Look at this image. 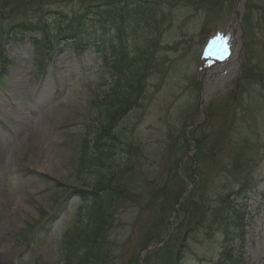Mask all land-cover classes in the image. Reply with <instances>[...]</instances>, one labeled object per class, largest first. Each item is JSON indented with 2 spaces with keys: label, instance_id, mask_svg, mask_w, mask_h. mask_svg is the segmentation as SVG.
<instances>
[{
  "label": "rangeland",
  "instance_id": "374dc122",
  "mask_svg": "<svg viewBox=\"0 0 264 264\" xmlns=\"http://www.w3.org/2000/svg\"><path fill=\"white\" fill-rule=\"evenodd\" d=\"M241 1L0 0V264H264V0ZM233 33L204 97L200 52ZM114 88L134 108L102 134Z\"/></svg>",
  "mask_w": 264,
  "mask_h": 264
},
{
  "label": "trees",
  "instance_id": "16d2710c",
  "mask_svg": "<svg viewBox=\"0 0 264 264\" xmlns=\"http://www.w3.org/2000/svg\"><path fill=\"white\" fill-rule=\"evenodd\" d=\"M22 27H24V26L22 25ZM125 84L127 86L126 88L129 89L127 79L125 81ZM113 91L114 92H113L112 96H110V101L109 102L106 101V103H107V106L105 107L106 124H105V127L102 126V128H103V131H101L102 134H105V133L108 134V130L110 131L109 135L113 134L112 130L114 129V126L116 127V123H117L116 119L118 118L117 113L120 110L122 113V112H124L123 110L126 109V111L123 113V114H126L127 112L130 111V109L134 108L133 105L135 103H133V100H135L136 97L133 98V100H132L130 98H132L133 96L131 97L128 93V99L125 103L123 101L122 96H121V92L119 93V91H117L115 88L113 89ZM123 94H126V93L123 92ZM112 97H114L115 100H113V102L111 104ZM123 114H120L119 117L121 118L123 116ZM107 121H108V123H107ZM97 142H98V144L95 145V149L97 151L95 150L93 153L95 155H97V157L99 156L100 160H101V157H103L102 154L106 150V148L104 146V142L102 139L97 140ZM97 145H99V146L97 147ZM127 165H128V163H127ZM109 166L110 167L107 168L105 172L103 171L100 174L99 177H102V178L98 179V182L96 184V190L94 191V193H96V195H100V196L105 195L106 197L109 196V201H110L109 206H105L103 211L107 213V211H105V209L108 210V214L111 215V219L108 217V214H107V216H106L107 220L104 221V223L102 221H98V224H101L99 227L103 226V229H106V230H109L112 228V225L114 223L115 214L119 210L120 202L123 201L124 197L126 196L125 187L127 185V182L129 181L127 174H128V172H130L129 169L131 168L130 165H128V167L126 166L125 168L118 167V165H116V164L115 165H109ZM99 167L100 166H98V168ZM103 177H104V180H103ZM96 198H97V196H96ZM107 234H108V232H107ZM70 236H71L70 234H67V236L65 237L66 240L63 243V249L64 250H66L65 247L72 246V245H69V242H68L69 239L71 238ZM145 242L148 243V240H146ZM108 248H110V245L106 244L104 249L107 250ZM107 254H108V251L106 252L105 255H107ZM100 260L102 261L103 259H100Z\"/></svg>",
  "mask_w": 264,
  "mask_h": 264
},
{
  "label": "bare ground",
  "instance_id": "6f19581e",
  "mask_svg": "<svg viewBox=\"0 0 264 264\" xmlns=\"http://www.w3.org/2000/svg\"><path fill=\"white\" fill-rule=\"evenodd\" d=\"M243 2L244 0L241 1V5L243 4ZM227 44L229 45V49L226 52V54L222 55V57L224 58L223 61L220 62L219 60L213 59L211 62V65L207 73L206 86L203 93L204 97H206L209 91L213 88L212 83H210V77L215 76L216 77L214 78L215 82L224 80L222 78H229L230 74L233 73V70L236 66V62L239 61L240 44L238 41V36L235 33H233L232 41L231 42L228 41ZM15 109L19 111L18 112L19 115L21 116L26 115L23 107H21V109L15 107Z\"/></svg>",
  "mask_w": 264,
  "mask_h": 264
},
{
  "label": "water",
  "instance_id": "95a60500",
  "mask_svg": "<svg viewBox=\"0 0 264 264\" xmlns=\"http://www.w3.org/2000/svg\"><path fill=\"white\" fill-rule=\"evenodd\" d=\"M175 215H176V213H174V217L173 218H175ZM166 239H164V241H165ZM163 241V242H164ZM163 242H161L160 244H158L157 246H160ZM156 246H153V247H148V248H146L143 252H147V251H150V250H152V249H154Z\"/></svg>",
  "mask_w": 264,
  "mask_h": 264
}]
</instances>
